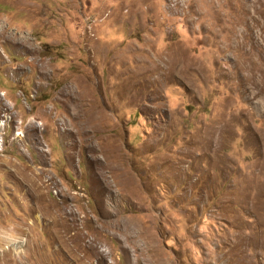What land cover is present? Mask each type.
Returning a JSON list of instances; mask_svg holds the SVG:
<instances>
[{
	"label": "rangeland",
	"instance_id": "rangeland-1",
	"mask_svg": "<svg viewBox=\"0 0 264 264\" xmlns=\"http://www.w3.org/2000/svg\"><path fill=\"white\" fill-rule=\"evenodd\" d=\"M0 264H264V0H0Z\"/></svg>",
	"mask_w": 264,
	"mask_h": 264
}]
</instances>
